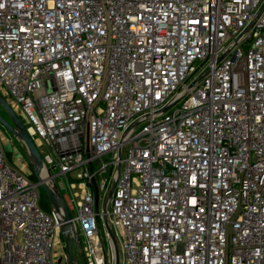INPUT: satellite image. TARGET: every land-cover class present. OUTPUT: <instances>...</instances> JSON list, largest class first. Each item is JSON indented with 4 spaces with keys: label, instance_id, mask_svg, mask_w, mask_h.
I'll return each instance as SVG.
<instances>
[{
    "label": "built area",
    "instance_id": "obj_1",
    "mask_svg": "<svg viewBox=\"0 0 264 264\" xmlns=\"http://www.w3.org/2000/svg\"><path fill=\"white\" fill-rule=\"evenodd\" d=\"M0 5V95L71 192L85 264H114L109 215L122 264H264V0ZM14 164L0 139V264H56Z\"/></svg>",
    "mask_w": 264,
    "mask_h": 264
},
{
    "label": "water",
    "instance_id": "obj_2",
    "mask_svg": "<svg viewBox=\"0 0 264 264\" xmlns=\"http://www.w3.org/2000/svg\"><path fill=\"white\" fill-rule=\"evenodd\" d=\"M0 106L8 113L11 122L9 123L5 119H3L0 116V123L10 132L12 133L18 140H20L24 146L26 147V150L29 154L30 160H31V167L34 175L36 176L37 180L39 181V187L40 190L46 195L48 200L51 203V209L53 211V214L56 218V222L58 224L59 232L66 236V242L68 244L67 247V263L73 264L72 262V246H74L77 236V226L74 224V222L71 220V214L70 211L57 187V185L54 182L47 183L45 181V177L50 175L49 170L44 169V164L42 157L40 155V152L36 146V143L33 141V139L29 136L27 133V130L22 123V121L17 117L15 111L9 104V102L4 99L0 95ZM45 174V175H44ZM113 187L108 192L105 205L103 208V211H106L107 202L109 200V197L111 195V192L113 190ZM105 228L106 231L111 239V249H112V255L114 264H118L119 257H118V251L115 245V237L110 229V226L105 221ZM81 264H85V261L82 259Z\"/></svg>",
    "mask_w": 264,
    "mask_h": 264
},
{
    "label": "rangeland",
    "instance_id": "obj_3",
    "mask_svg": "<svg viewBox=\"0 0 264 264\" xmlns=\"http://www.w3.org/2000/svg\"><path fill=\"white\" fill-rule=\"evenodd\" d=\"M3 98H6V96L4 95V93H2ZM13 110L15 111L17 117L22 121L23 124L27 125V122L24 120L21 112L18 111L16 106H12ZM0 116L5 119L6 121H8L9 123L11 122V119L8 115V113L0 106ZM0 139H1V143L3 145V149L4 151H7L8 153L7 158L10 161V163L12 162L13 165H15L14 163V159H18L20 160L22 163H24L27 166V169L29 171H32V167H31V160L29 157V154L26 150V147L24 146V144L18 140V138H16L12 133H10L1 123H0ZM37 146V145H36ZM38 147V146H37ZM126 155V151L123 152V156ZM17 160V163H19ZM30 179L34 181V178L30 176ZM55 181L57 184H59L60 182V178L56 177ZM112 186V183L110 182L108 187L106 188V190H101L99 192V198H100V206L101 209L104 208L105 205V201L109 192L110 187ZM78 190V189H77ZM40 192V197H39V205L40 208L46 212H48L51 209V203L48 200V198L46 197V195L42 192V190H39ZM60 193L67 205V207L70 204V196H71V192L68 191V189L66 188H61L60 189ZM107 213H110L111 211V205L110 203H108L107 208H106ZM73 213V212H71ZM108 222L110 225V229L115 237V245L118 251V257H119V261L118 264H122V254L120 251V241H119V236L116 235V230L113 226L112 223V219L111 216H108ZM100 224H101V228H102V234L103 237L105 239V248L107 250V253L109 254L108 257H111V249L109 246L108 241L106 240V235H105V231H104V226H103V222L102 219H100ZM59 237V242L55 243L54 245V259L56 261V264H68L67 263V247L68 244L66 241H64L63 235H61L60 232H58ZM85 243H84V239L82 238V236L77 233L76 236V241L74 246H72V262L73 264H81L82 259L84 261H86V254L85 252H83L82 247H84Z\"/></svg>",
    "mask_w": 264,
    "mask_h": 264
},
{
    "label": "crops",
    "instance_id": "obj_4",
    "mask_svg": "<svg viewBox=\"0 0 264 264\" xmlns=\"http://www.w3.org/2000/svg\"><path fill=\"white\" fill-rule=\"evenodd\" d=\"M19 159V158H18ZM18 159H14V162H16ZM19 165H25L24 163H22L20 160H18ZM62 235V234H61ZM64 241H66V236H63ZM59 242V237L57 236L55 239V243Z\"/></svg>",
    "mask_w": 264,
    "mask_h": 264
},
{
    "label": "trees",
    "instance_id": "obj_5",
    "mask_svg": "<svg viewBox=\"0 0 264 264\" xmlns=\"http://www.w3.org/2000/svg\"><path fill=\"white\" fill-rule=\"evenodd\" d=\"M7 153H8L7 151H4V156H5L6 160L10 163V161L8 160L7 155H6ZM30 176L33 177L34 180H36V176L34 175L33 171H31ZM50 211H51V209L48 212H50Z\"/></svg>",
    "mask_w": 264,
    "mask_h": 264
},
{
    "label": "snow or ice",
    "instance_id": "obj_6",
    "mask_svg": "<svg viewBox=\"0 0 264 264\" xmlns=\"http://www.w3.org/2000/svg\"><path fill=\"white\" fill-rule=\"evenodd\" d=\"M0 7H3V5H0Z\"/></svg>",
    "mask_w": 264,
    "mask_h": 264
}]
</instances>
